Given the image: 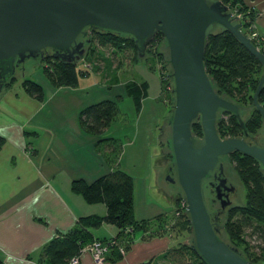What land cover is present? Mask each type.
Wrapping results in <instances>:
<instances>
[{
    "label": "water",
    "instance_id": "water-1",
    "mask_svg": "<svg viewBox=\"0 0 264 264\" xmlns=\"http://www.w3.org/2000/svg\"><path fill=\"white\" fill-rule=\"evenodd\" d=\"M241 28L238 16L221 0H0V91L13 77L30 74L31 65L38 66L45 55L65 63L80 61L92 30L133 39L139 59L160 33L158 51L164 53L172 103L159 135L165 156L155 173L157 187L170 201L177 192L183 197L191 223L186 243L203 260L253 264L231 244L223 227L227 210L243 205V185L228 155L238 151L254 158L264 177V108L257 101L264 85V53ZM224 29L262 64L252 96L262 119L257 137L244 125L251 105L241 106L224 92L219 95L204 68L208 32ZM223 112L237 117L243 136H219L216 124ZM197 119L201 140L191 131Z\"/></svg>",
    "mask_w": 264,
    "mask_h": 264
},
{
    "label": "crops",
    "instance_id": "crops-1",
    "mask_svg": "<svg viewBox=\"0 0 264 264\" xmlns=\"http://www.w3.org/2000/svg\"><path fill=\"white\" fill-rule=\"evenodd\" d=\"M243 1L258 10L254 30L264 46V0ZM110 60L101 61L102 68L91 70L82 78L86 82H80L77 87H53L48 80L46 85L41 83L47 92L42 101L27 95L22 87L13 88V84L0 91V135L5 138L0 149V257L6 264H41L40 251L49 239L70 229L79 216L106 213L103 203L89 204L71 189L74 180L91 182L114 168L97 149L98 137L81 128L79 113L104 98H124L127 96L124 84L130 80L148 84L147 96L142 99L139 112H135L134 130L127 132L123 130L126 127L114 122L104 136L125 140L117 167L133 178L135 218L153 219L173 212L174 200L166 197L155 180L158 162L165 154L159 135L168 110L164 100V104L160 102V77L152 112H141L144 101L149 98L151 83L145 73L134 70V66L145 65V61L126 62L116 68ZM126 67L129 76L124 79L119 73ZM141 129L144 130L138 136ZM25 131L34 133L27 136ZM135 141L139 150L130 152L131 156L126 158L129 149H134ZM152 229L155 230V226ZM117 231L115 225L104 223L94 229V234L98 238H111ZM177 241L169 231L146 238L138 234L120 258L113 259L115 252H110L106 260L96 263L90 252L85 251L80 255L79 264L147 261L178 264L175 257H162Z\"/></svg>",
    "mask_w": 264,
    "mask_h": 264
},
{
    "label": "trees",
    "instance_id": "trees-1",
    "mask_svg": "<svg viewBox=\"0 0 264 264\" xmlns=\"http://www.w3.org/2000/svg\"><path fill=\"white\" fill-rule=\"evenodd\" d=\"M221 1L242 15L241 29L243 32L248 25L254 24L258 10L247 6L243 0ZM162 40L163 36L157 33L147 45L146 53H155L156 58L159 61L162 60L163 64L161 65L164 67L166 62L163 60L162 53L155 48ZM252 42L264 53V46H262L259 36L258 40L252 39ZM106 46L111 47L113 54H129L131 64L136 63L139 59L133 39L121 37L112 32L100 33L92 30L90 42L86 47L82 61H94L98 56V49ZM108 58L106 57V60L103 61H107ZM39 60L42 62V71L45 77L53 87H77L80 79L89 75L90 72L89 68L83 67L80 62L65 63L51 55H45ZM203 63L205 71L209 76H212L217 85L216 92L219 95L224 92L241 106H253L252 96L262 74V64L229 30H221L215 35L208 32ZM153 68L152 66L151 69ZM163 79L160 78L162 93ZM165 79V85L168 86L172 97L168 74ZM16 80L17 78L13 77L5 86L12 85ZM20 85L27 95L36 100L42 101L46 97L47 92L43 85L35 79L24 77ZM147 89L146 81L130 80L124 84L125 94L132 99L136 112H139L141 101L147 96ZM120 98L122 97L104 98L89 104L79 113L81 128L98 137L97 149L103 152L106 161L114 168L91 182L74 180L71 183V189L81 195L89 204L103 203L106 213L104 215L79 216L70 229L49 239L40 251L39 262L41 264H68L72 257L79 255L81 249L94 239L107 242L113 240L114 243L109 245L106 260L110 252H115L113 259L120 258L135 241L137 234L140 235V238L149 237L160 231H169L174 238L178 237L173 233L178 236L180 233L191 234V223L183 210H181L180 216L173 217V222L169 226H167L166 215L153 219L138 220L135 218L133 178L117 167L122 151V142L119 139L104 136L105 131L119 115L118 100ZM257 101L264 108V85L261 87ZM244 125L249 134H254L257 129L261 128V114L254 106ZM216 126L221 138L243 136L242 127L239 125L237 117L230 112H223ZM191 131L196 139H202L203 132L199 119L192 123ZM33 133L25 131L27 136ZM4 142L5 138L0 135V149ZM228 158L245 188V202L243 205L230 207L227 210L226 222L223 224L225 233L228 234L231 244L236 246L246 256V259L253 264H264V177L259 171L260 164L254 158L238 151L230 153ZM177 197L174 199V205L178 206V210H180L182 209L179 205L180 196ZM104 223H110L117 227L118 231L114 237L98 238L95 236L94 229ZM154 226L155 230L152 229ZM246 231H250L249 236L255 237L256 243L252 246L246 238ZM120 247L123 248L124 253L120 251ZM162 257L165 259L175 257L178 264H208L193 248L181 240H178L173 248L163 253ZM0 264H6L1 257ZM141 264L151 263L147 261Z\"/></svg>",
    "mask_w": 264,
    "mask_h": 264
},
{
    "label": "rangeland",
    "instance_id": "rangeland-1",
    "mask_svg": "<svg viewBox=\"0 0 264 264\" xmlns=\"http://www.w3.org/2000/svg\"><path fill=\"white\" fill-rule=\"evenodd\" d=\"M230 10L235 15L239 14L235 10H232V9H230ZM239 15H241V14H239ZM160 44H161V42L158 44V46L155 47L157 51L159 49ZM161 53H162V56H163L164 53L163 52H161ZM154 55H155V57H154ZM106 57L107 58L109 57V59H111L114 62V64L117 65L116 68H120V67L124 66L126 64V62H129L130 61L129 60L130 59V55L129 54L124 53L123 55L120 54L119 56H116V54H113L111 52V47L106 46V47H102V48L98 49V56L96 57L97 59L95 58L94 61H91V62H87L86 61V62H84L81 59L82 62L81 61H78V62H80V64H82L83 67H84V65H89L88 68L91 71V70L101 69L102 66H103V63L102 62H104L103 60H106ZM102 58H104V59H102ZM138 60H144L146 63L143 62L145 65H142V63L136 64L134 66L135 67L134 70H136V71L139 70V71L145 73L147 79L151 83V87H150V90H149V98L146 99V101H144L143 109L141 110V112H152V110H151L152 107H153L152 102L154 101L153 98L155 96V91H156L157 86H158L159 75H160L161 80H162V78H164L163 79V84H162L163 85V93L161 92V101L160 102L163 103V100H164L167 108L169 109L171 107L172 100H171V96H170V93H169L170 90H169L168 86L165 85V82H164L166 80L165 79L166 78V74L168 73L167 67L166 66L162 67L161 64H163V62H161L162 60L159 61V59L156 58V54L155 53H149V54L146 53L145 56L142 59H138ZM163 60H164V56H163ZM149 65L153 66L154 68L151 69L149 67ZM42 66H43L42 65V62L39 60L38 66H35V64H32L31 65V67L33 68V71L30 74L23 75V76H20V77H16L15 76L17 78V80L13 83V88H15L17 90H18V88H21L20 82H21V80L24 77H29V78L35 79L38 82H40L42 84L44 83L46 85L48 81H47V79H46V77H45V75H44V73L42 71ZM121 71L119 73V76L121 78L127 79V77L129 76V72L127 71V67L126 68H122ZM82 78L80 79V82H82V84H83L86 81H83ZM45 88H46V86H45ZM118 106H119V115H118V117H117V119H116L115 122L117 124H120L121 126L123 125L124 127H126V128L123 127L124 128L123 130H125L127 132L128 131H131V130H134V125L136 123H133V122L135 121L134 116H135V112L136 111H135V107H134V104H133L132 99L130 97H128V96H125L124 98H120L118 100ZM252 109H253V106L251 105V109H250V112H249V116H250V113H251V110ZM140 124H141V126L144 127L142 121H141ZM143 130L144 129L139 130L138 136L141 135L140 132H142ZM121 131H122V128H121ZM256 133L252 134V136L257 137ZM120 134L122 135L123 132H121ZM130 139H132V137H130ZM122 141L125 142L124 139ZM248 141L253 142L252 139H250ZM137 143H138V141H135V145L133 147L134 149H129L128 153L126 154V158H129V156H131L130 152H133L136 149L139 150ZM129 148H131V147H129ZM155 155H157V154H155ZM164 156H165V154L162 157H164ZM228 163L231 164V166L233 168L232 163L230 161ZM233 170L235 171L234 168H233ZM239 180H240V178H239ZM240 182L242 183L241 180H240ZM242 185H243V183H242ZM177 196L178 197L181 196L179 192H177L176 197ZM242 198H243V203H244L245 202V188H244V186H243ZM162 200L166 202V199L165 198H162ZM215 202H216V200L213 199L212 200V203L215 204ZM167 203H168V201H167ZM213 204H211V207H214ZM179 205H180V202H179ZM176 209H177L178 213H177ZM181 210L182 209L178 210V206L173 205V212L170 215H168V214L166 215L165 214L166 215V222L168 223L167 226H169V224H171V222H173V217L174 216L175 217L180 216V214L182 213ZM219 223H220V217H219ZM249 232L250 231H246V238L249 241L250 245L252 246V245H254L256 243L255 240H254L255 237L254 236L253 237L252 236H249L248 235ZM173 235H175L176 237H178V238H175V239L181 240V241H183L185 243H186L187 239L190 236L189 233H180L179 236L176 235L175 233H173ZM253 250L256 251V252H258L255 248H253Z\"/></svg>",
    "mask_w": 264,
    "mask_h": 264
},
{
    "label": "built area",
    "instance_id": "built-area-1",
    "mask_svg": "<svg viewBox=\"0 0 264 264\" xmlns=\"http://www.w3.org/2000/svg\"><path fill=\"white\" fill-rule=\"evenodd\" d=\"M238 19L242 22V16L237 14ZM245 33L252 39L258 40V33L254 30V24L248 25ZM89 67V65H84ZM180 207L182 208V210L185 212V207H186V203L183 199L182 196H180ZM178 213V211H177ZM114 243L113 240H111L110 242L107 241H102L100 239H94L93 241H91L90 243L86 244L82 249L79 255H76L74 257H72L69 260L68 264H79V260H80V255L85 252L88 251L90 252L93 260L96 263H100L102 261L105 260L106 254L109 250V245ZM120 251L122 253H124V250L122 247H120Z\"/></svg>",
    "mask_w": 264,
    "mask_h": 264
}]
</instances>
